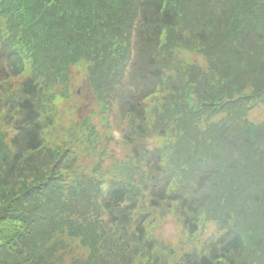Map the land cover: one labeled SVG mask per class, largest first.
Listing matches in <instances>:
<instances>
[{"label": "trees", "instance_id": "16d2710c", "mask_svg": "<svg viewBox=\"0 0 264 264\" xmlns=\"http://www.w3.org/2000/svg\"><path fill=\"white\" fill-rule=\"evenodd\" d=\"M0 264H264V0H0Z\"/></svg>", "mask_w": 264, "mask_h": 264}, {"label": "rangeland", "instance_id": "374dc122", "mask_svg": "<svg viewBox=\"0 0 264 264\" xmlns=\"http://www.w3.org/2000/svg\"><path fill=\"white\" fill-rule=\"evenodd\" d=\"M88 96H89L90 99H91L92 93L89 92V93H88ZM83 107H85L86 110L88 111V110L90 109L91 105H90L89 103H87V104H83ZM173 228H174L173 225L168 226V228H167V233L170 234V235H173V234H174V229H173Z\"/></svg>", "mask_w": 264, "mask_h": 264}]
</instances>
